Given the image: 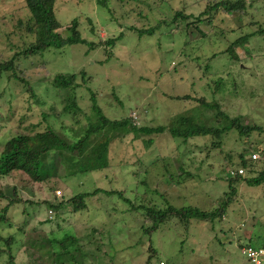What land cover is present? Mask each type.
<instances>
[{
  "label": "rangeland",
  "instance_id": "1",
  "mask_svg": "<svg viewBox=\"0 0 264 264\" xmlns=\"http://www.w3.org/2000/svg\"><path fill=\"white\" fill-rule=\"evenodd\" d=\"M106 1L107 6L98 0H56L55 16L63 26L59 31L66 32L65 26L77 18L86 42L16 60L20 70L26 71L33 97L23 82L9 78L6 71L0 73V150L11 136L48 125L72 140L87 126V116L93 121V104L110 119L131 117L138 125H168L175 115L189 111L207 126L223 124L215 119V111L191 98H171L185 94L217 101L230 117L239 115L244 124L261 129L248 135L230 129L216 146H211L210 135L184 140L167 132L142 137L128 132L110 141L108 165L102 169L66 177L64 165L56 164L60 154L52 150L46 154L49 167L44 168L46 177L41 181H31L24 174L1 177L0 188L7 196L15 197V186L18 197L32 199L13 203L11 223L0 225L2 237L16 239L10 247L15 264H28L23 243L42 235L65 238L66 244L75 240L84 247L100 238L102 252L90 257L93 264H159L160 260L167 264H250L240 248L247 243L262 246L264 180L257 185L235 182L234 200L222 218H194L188 228L170 218L148 232L152 222L143 219V207L133 205L214 210L229 193L226 177L231 169L241 167L245 177L254 174L253 167L238 166V153L264 150V35L253 34L247 42L236 44V61L225 49L237 36L256 30L257 25L264 27V0H251L258 1L259 11L251 7L247 15L209 7L203 20L188 24L169 18L175 9L197 15L208 0ZM29 17L25 0H0L1 60L13 56L21 40L28 39L19 23ZM159 20L165 21L158 25ZM153 25L158 27L150 34L135 29ZM120 34L112 46L106 45L107 39ZM92 41L100 46L92 47ZM213 53L217 55L211 58ZM73 72L79 86L52 85L55 74ZM72 99L80 107L76 115L65 108ZM33 124L38 126L33 128ZM143 137H151L152 142L145 144ZM256 153L257 159L261 156L257 162L261 169L264 154ZM74 155L66 153L63 158ZM186 170L187 175H180ZM95 189L99 192L91 193ZM108 190H122V194L104 192ZM86 192L90 194L84 197L85 208L73 211L67 201ZM47 201L62 206L50 207ZM6 203L0 198V208ZM16 223L24 224L23 232ZM0 248L7 249L3 241ZM7 258L1 253L0 264ZM52 260L46 257L45 264Z\"/></svg>",
  "mask_w": 264,
  "mask_h": 264
},
{
  "label": "trees",
  "instance_id": "2",
  "mask_svg": "<svg viewBox=\"0 0 264 264\" xmlns=\"http://www.w3.org/2000/svg\"><path fill=\"white\" fill-rule=\"evenodd\" d=\"M206 7L197 15L186 13L183 9H175L171 21L175 22L177 19H183L186 23L199 22L202 19V14L209 10V7H214L215 10H221L224 13L230 15H247L248 10L252 7L258 10V1H246V0H208ZM56 0H25L26 7L30 12V17L25 22H20L21 29L26 33L28 39L21 40L22 45H18L13 56L7 59H0V73L6 71L8 77L12 79H18L26 85V92L29 93L31 97L35 95V92L31 85H29L28 77L24 69L20 70V65L16 61L18 58H26L28 56H33L44 52L49 48H62L68 44L74 43H84L86 40L82 37L81 32L78 28L79 21L77 18H73L66 26L64 33L60 32L63 26L57 20L54 12V4ZM101 6H107L106 0H98ZM254 2V4H253ZM262 6H264V1H262ZM264 8V7H262ZM253 16H256L252 14ZM264 15V13H263ZM252 16H250L251 18ZM165 20H159L163 22ZM258 22L257 19L253 20L249 24ZM158 25H153L144 28H135L139 34L152 33L158 27ZM264 26V25H263ZM133 29V27H131ZM253 34L264 35V27L257 25L256 30L237 36L235 40L231 41L225 52L229 55L231 60H238L237 53L234 51L236 44L240 42H247L249 36ZM121 36L109 38L105 41L106 45L112 46L114 42ZM30 38V39H29ZM92 47L100 46L90 43ZM217 53H213L211 58L216 56ZM41 67L45 69V73L48 74L45 64L42 63ZM82 73V72H81ZM83 75V74H82ZM76 73H57L54 75L52 80V85L55 87L62 88H75L79 86L76 80ZM83 80L84 75L82 77ZM219 85V81H217ZM171 96V95H170ZM173 99H189L196 101L202 108L210 109L214 112V117L216 120H223L221 125L207 126L200 122V119L192 112H185L182 114L175 115L173 119L168 123V125H158V126H148V125H138L133 121L131 117H123L120 119H110L104 115L101 109L93 104L92 111L94 112L93 121L89 116L86 117L88 120L87 126L81 131L80 135L75 136L74 139L68 140L60 136L55 129L49 125L39 129L34 130L32 133H20L15 136H11L4 143L0 150V178L4 176H15L16 174H24L31 181L38 182L46 177L43 173L45 167L48 166L46 162V154L49 151H57L60 154L56 159V164H63L66 173L64 176L69 177L76 175L78 173L94 171L102 169L108 165V146L112 139L123 135L124 133L134 132L136 136H150L151 134H158L167 132L172 137H181L187 140L190 137L210 135L213 139L211 141V146H216L222 143L221 136L230 129L237 130L240 134L248 135L251 130L261 129L258 125L244 124L241 121V117L234 116L230 117L224 110L221 109L219 102L217 101H206L203 97H194L189 94L185 95H175L171 96ZM66 110L71 111L76 115L80 111V107L72 99L66 106ZM71 108V109H70ZM33 128L37 127L38 124H33ZM143 142L145 144H150L152 138L149 137L145 139L143 137ZM253 152L246 153L241 151L238 153V166L253 167V175L250 177H245L244 172L239 173L238 169H231L229 171V176L226 177L229 182V193H226L219 206L214 210H202L195 206H173L168 204L163 208H158L155 205H133V208H144L143 219L148 222H152L146 230L152 231L160 223H163L170 218H176L181 225L188 228L192 219L196 218L200 221L204 220H215L222 218L226 213V209L229 207L231 202L234 200L235 187L233 184L235 182H245L248 185H257L264 180V167L257 169V162L261 159V156L252 159V154L260 152L261 155L264 154V150L252 149ZM251 151V150H250ZM66 153H75L71 159H64ZM259 156V155H258ZM59 159V160H58ZM250 162H249V161ZM60 161V162H59ZM55 164V165H56ZM256 167V168H255ZM257 169V170H255ZM189 172L183 171L181 174H188ZM58 190L57 188H55ZM99 189H95L91 193H98ZM108 194H122V190H108L104 191ZM12 194L14 198L7 196L4 191L0 188V198L7 200V203L0 208V225L2 223H11V217L9 216L10 206L15 202H26L32 199L22 200L18 197V189L13 186ZM90 194L89 192L80 193L71 197L67 204H70L72 210H78L80 208H85L84 197ZM130 202V201H129ZM50 207H60L62 204L55 205L52 202L47 201ZM64 206V205H63ZM51 209V208H49ZM26 210V209H24ZM52 212V211H51ZM54 213V212H53ZM29 216V214H28ZM26 222L28 220V217ZM49 217L48 219H51ZM15 226V223H14ZM16 227L20 231H24L23 223H16ZM143 227V226H142ZM36 230V228H34ZM0 241L6 244L7 249L0 248V254L6 253L7 259L1 264H15V256L11 252V245L16 239L14 236L9 235L8 237H2L0 234ZM90 241V240H89ZM21 240L19 239V243ZM75 243V244H74ZM89 243L87 247L84 244H76L75 240L65 243V238L56 239L50 238L48 235L40 236V238L33 239L28 237L25 241L26 252L30 257L28 259V264H45V259L48 256H52V264H93L89 261L90 257L97 255V253L102 252V241L100 238H96L94 242ZM252 246L251 244H245L243 246ZM242 247V246H241ZM256 247V246H255ZM262 247H264V240L262 242ZM241 249V248H240ZM37 253L35 257L33 254ZM101 264V263H99ZM102 264H107L106 262Z\"/></svg>",
  "mask_w": 264,
  "mask_h": 264
},
{
  "label": "built area",
  "instance_id": "3",
  "mask_svg": "<svg viewBox=\"0 0 264 264\" xmlns=\"http://www.w3.org/2000/svg\"><path fill=\"white\" fill-rule=\"evenodd\" d=\"M252 158H257L258 154L254 153L251 156ZM238 172L241 174L244 172V169L239 168ZM51 212V210H49ZM240 251L244 254L246 259L250 264H264V247L262 246H242ZM159 264H167L165 261L160 260Z\"/></svg>",
  "mask_w": 264,
  "mask_h": 264
}]
</instances>
